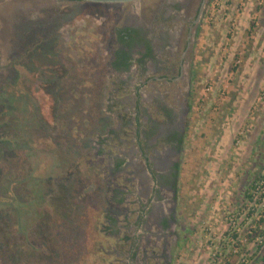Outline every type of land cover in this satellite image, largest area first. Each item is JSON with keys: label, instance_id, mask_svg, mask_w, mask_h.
<instances>
[{"label": "rangeland", "instance_id": "obj_1", "mask_svg": "<svg viewBox=\"0 0 264 264\" xmlns=\"http://www.w3.org/2000/svg\"><path fill=\"white\" fill-rule=\"evenodd\" d=\"M201 3L0 0V264H264V189L245 199L264 173V0H206L177 82L113 66L118 29L162 39ZM163 101L189 108L174 184L137 142Z\"/></svg>", "mask_w": 264, "mask_h": 264}, {"label": "flooded vegetation", "instance_id": "obj_2", "mask_svg": "<svg viewBox=\"0 0 264 264\" xmlns=\"http://www.w3.org/2000/svg\"><path fill=\"white\" fill-rule=\"evenodd\" d=\"M69 1H77V0H69ZM203 2L204 0H202L200 9L198 10V14L196 15L193 21H190L187 25L183 26L176 33L171 30L167 34L162 35V39L154 38L153 41H151L149 38L148 39L146 38L145 34L140 29L134 28V27H123L121 28V30H126V28L133 29L137 31L138 34L141 36L140 39L139 37H136L135 43L132 46H128V45L123 44V42L119 40V33L117 30V37H118L119 43L123 47H127L125 49H121L120 52L125 51L130 55L131 64L128 67H120L116 69L126 71L127 69H131L132 65H136V69L138 70V67L140 66V73L138 75L143 77L147 74L146 73L148 71L146 70L147 67L151 65L154 69L158 67L159 68L158 71H160L161 74L153 75L152 77L148 79V81H152V80L159 81V82L166 81L169 83L179 81L182 78L183 73H184L185 58L191 48L192 43L195 40L196 30H197L196 28L198 25L197 20L200 15V10L202 8ZM171 12L174 13L175 10H172ZM165 18L168 19L167 16ZM183 35H184L185 41L181 42L180 37H182ZM160 44L162 46H158ZM135 45L143 46L144 51H145L143 53L144 59L143 58L139 59L138 57L137 59L134 56H132L129 49H131ZM162 47L163 49H161ZM157 51H162L161 54H163V56L168 55V52H170L171 56H174V55L175 57L179 56V58H177L178 67L177 66L174 67L175 66L174 63L177 59H174L175 60L173 61L174 63L172 62V60H168L165 57L163 59L159 58L157 61H155L154 60L155 58L153 59V56L155 57V54H158ZM164 51L167 53H163ZM117 58L118 56L116 55L115 59ZM137 95H139V93H137ZM162 104L165 107L162 110L163 113H161L163 117V121L162 120L159 121L160 119L159 120L154 119V122H149L148 123V127H149L148 135L144 136V139L142 142L140 138L137 140V142L140 145L139 147L141 148L140 155L144 158L145 162L147 163V170L151 172L153 179H155L157 182L162 181L160 182L161 184L165 183V181L167 182L173 181L172 183L174 184L176 183L174 177L179 171V164L175 161V158H177L178 154L181 153L180 146L183 143L184 134L186 132V125H187V119H188V114H189L187 110H189V108H186V110H184L183 108L182 109L180 108L179 111H176L175 107H173L168 102L163 101ZM138 130H139V127H138ZM164 150L171 151V155L167 157L166 160H163L162 167L158 168L155 165V157L157 153L162 152ZM120 163H123V162L120 161L119 164ZM146 163H145V166H146ZM146 209L147 207L145 206V208H143V212L140 211L138 213L137 221L139 224L143 222Z\"/></svg>", "mask_w": 264, "mask_h": 264}, {"label": "trees", "instance_id": "obj_3", "mask_svg": "<svg viewBox=\"0 0 264 264\" xmlns=\"http://www.w3.org/2000/svg\"><path fill=\"white\" fill-rule=\"evenodd\" d=\"M118 33H119V40L123 42V44L128 45V46H132L135 43L136 37H139V39L141 37L137 31L133 29H129V28H126V30L118 29ZM116 55L118 56V58L115 59V61L113 62L114 67L116 68L128 67L131 64V57L127 52L119 51L116 53ZM259 187L262 190L264 189V173L258 175L252 182L251 186L246 190L245 199L247 200V202L250 200L252 201L254 200L253 191ZM135 255H136V252L134 251L133 257H135Z\"/></svg>", "mask_w": 264, "mask_h": 264}, {"label": "water", "instance_id": "obj_4", "mask_svg": "<svg viewBox=\"0 0 264 264\" xmlns=\"http://www.w3.org/2000/svg\"><path fill=\"white\" fill-rule=\"evenodd\" d=\"M77 1L92 3V4L115 5V4H140L141 2L146 0H77ZM205 6H206V0H204V3L202 5L198 20L200 19Z\"/></svg>", "mask_w": 264, "mask_h": 264}, {"label": "built area", "instance_id": "obj_5", "mask_svg": "<svg viewBox=\"0 0 264 264\" xmlns=\"http://www.w3.org/2000/svg\"><path fill=\"white\" fill-rule=\"evenodd\" d=\"M263 185V184H262ZM261 188L259 187V188H257L255 191H256V194L258 193V192H261ZM264 193V192H263Z\"/></svg>", "mask_w": 264, "mask_h": 264}]
</instances>
